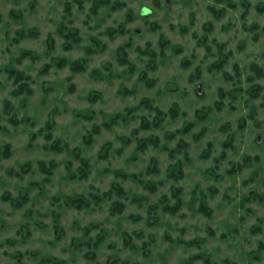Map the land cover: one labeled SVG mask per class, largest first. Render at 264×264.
Here are the masks:
<instances>
[{
  "label": "rangeland",
  "instance_id": "obj_1",
  "mask_svg": "<svg viewBox=\"0 0 264 264\" xmlns=\"http://www.w3.org/2000/svg\"><path fill=\"white\" fill-rule=\"evenodd\" d=\"M0 264H264V0H0Z\"/></svg>",
  "mask_w": 264,
  "mask_h": 264
},
{
  "label": "trees",
  "instance_id": "obj_2",
  "mask_svg": "<svg viewBox=\"0 0 264 264\" xmlns=\"http://www.w3.org/2000/svg\"><path fill=\"white\" fill-rule=\"evenodd\" d=\"M29 54H31V53H29ZM24 56L25 55H23L22 58ZM87 62L88 61L84 59L82 61L78 60L77 62L72 63L70 65L72 71L75 72V73H79V72L84 71L86 69V67H87ZM65 63H66L65 60H63L62 62H58V65L61 67ZM220 66L221 65H216L215 67L219 68ZM7 72L9 74V76L12 77L14 79V81L16 82V84L18 85V88L14 91L15 95H18V94L19 95H22V94L31 95L32 94V89H31V86H30L31 85V77L30 76L25 74L24 71H20V70L15 69V68H9ZM73 90L74 89H72V91ZM97 97H98V95H95L94 99L97 98ZM154 110H157V109H154ZM173 112H176V115L178 113V111H173ZM159 114L162 115L164 113L159 111ZM107 117H108V119L106 120V122L104 123V126H103V127L107 128V129L111 128L113 125H115L117 123V121L120 118H122L121 115H113V116H107ZM26 121L27 120H25V122ZM13 122L20 123L14 118H13ZM158 122L159 121H156V123H155L156 126L158 125ZM144 125L148 126L149 124L146 123ZM46 130L48 131V132H46V135H45V139L47 141L46 148L50 149L51 151L57 152V153H65L66 152V153H70V154L75 155V157H77L78 159H80L82 161V166L80 168V171H79L80 174L79 175L82 178H86L88 176V171L87 170L89 169L88 161H86L85 159H83L81 157V155L77 151V149H72L71 150L68 144H63L62 141L54 139L53 134H52V126L51 125H47ZM43 131H45V130H41V133ZM186 131H183V132H186ZM95 132L98 133V127H96ZM145 147L146 146L143 144L142 148H145ZM55 166H56L55 164H51L52 169L55 168ZM42 167H43V170L45 172H47L48 174L52 173V171H51L52 169L51 170L49 168L47 169V167L44 166L43 164H42ZM79 175H78V177H79ZM123 176L126 177L125 175H123ZM72 177H75V176L72 175ZM135 177H136L135 175H129V178H131L133 180L135 179ZM114 188H116L117 190L121 191L116 186ZM78 200L79 201L75 203L76 208L81 209L84 206H89L88 202L85 201L84 199L80 198ZM20 204L21 203L18 202V206ZM204 210H205V212H207V214H210V211H208V209L205 208Z\"/></svg>",
  "mask_w": 264,
  "mask_h": 264
}]
</instances>
